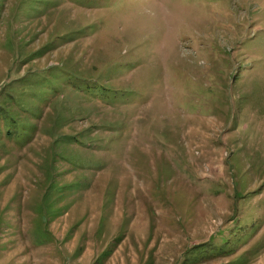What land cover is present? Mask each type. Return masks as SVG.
Masks as SVG:
<instances>
[{
  "label": "rangeland",
  "instance_id": "rangeland-1",
  "mask_svg": "<svg viewBox=\"0 0 264 264\" xmlns=\"http://www.w3.org/2000/svg\"><path fill=\"white\" fill-rule=\"evenodd\" d=\"M0 264H264V0H0Z\"/></svg>",
  "mask_w": 264,
  "mask_h": 264
}]
</instances>
